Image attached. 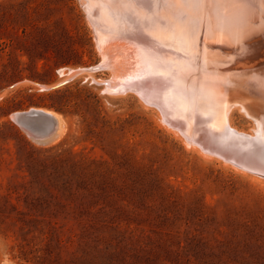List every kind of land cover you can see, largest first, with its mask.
Instances as JSON below:
<instances>
[{"label": "rangeland", "instance_id": "1", "mask_svg": "<svg viewBox=\"0 0 264 264\" xmlns=\"http://www.w3.org/2000/svg\"><path fill=\"white\" fill-rule=\"evenodd\" d=\"M97 45L80 0H0V264H264V174L110 92ZM30 109L59 115L57 141L13 123Z\"/></svg>", "mask_w": 264, "mask_h": 264}, {"label": "bare ground", "instance_id": "2", "mask_svg": "<svg viewBox=\"0 0 264 264\" xmlns=\"http://www.w3.org/2000/svg\"><path fill=\"white\" fill-rule=\"evenodd\" d=\"M80 2L102 64L113 58L121 68L110 92L131 91L154 106L199 154L264 174V0ZM234 109L256 125L251 135L230 128Z\"/></svg>", "mask_w": 264, "mask_h": 264}, {"label": "water", "instance_id": "3", "mask_svg": "<svg viewBox=\"0 0 264 264\" xmlns=\"http://www.w3.org/2000/svg\"><path fill=\"white\" fill-rule=\"evenodd\" d=\"M12 121L37 145H47L55 141L62 131L61 122L58 123L51 112L41 109L16 113L13 115Z\"/></svg>", "mask_w": 264, "mask_h": 264}, {"label": "snow or ice", "instance_id": "4", "mask_svg": "<svg viewBox=\"0 0 264 264\" xmlns=\"http://www.w3.org/2000/svg\"><path fill=\"white\" fill-rule=\"evenodd\" d=\"M130 2H136L139 3L140 0H130ZM185 3L193 2V3H199L201 0H183ZM237 2L249 4L250 6L255 5V0H237ZM149 7H150V0H149Z\"/></svg>", "mask_w": 264, "mask_h": 264}]
</instances>
